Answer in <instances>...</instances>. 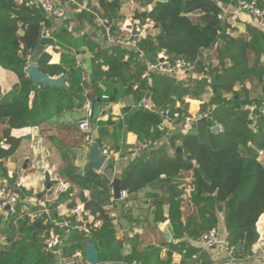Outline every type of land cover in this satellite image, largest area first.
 <instances>
[{
  "label": "trees",
  "instance_id": "obj_1",
  "mask_svg": "<svg viewBox=\"0 0 264 264\" xmlns=\"http://www.w3.org/2000/svg\"><path fill=\"white\" fill-rule=\"evenodd\" d=\"M137 1L145 8L154 2ZM225 1L227 0H158L150 12H136L133 19L142 24L151 21L157 34L146 39L135 38L138 50L129 53L127 59L125 50L112 48L113 53L107 56L110 60L107 63L109 70L102 71L101 65L97 64L93 67L94 74L90 80L76 64L50 65L49 56L43 54L37 62L39 70L51 78L67 75L68 89H64L48 85L34 88L32 80L26 74L28 58L33 55L43 38V29H53L50 18L31 0H0V67L13 72L19 79L11 100L0 102V126H7L3 131V139L10 146L8 150L0 148V158L13 156L20 146L21 141L11 137L13 129L39 127L63 111L74 113L82 110L88 102L92 103L91 126L98 129L95 136L98 144L107 145L109 139L118 143L121 133L126 129L124 122L110 116L103 123L100 121V113L105 105L116 100V92H120L119 80L127 85L129 80L124 78L125 69L132 79L139 81L134 92L139 100L138 104L140 103L139 108L125 109V113H133V116H129V128L137 135L141 144H149V149L125 170L120 180L121 190H127L133 196L132 200H137L141 194H145L146 199H151L155 209V223L169 220L175 231V238L178 239L188 237L197 240L205 232L216 230L218 213H223L227 241L234 249V257L239 260L251 257L253 247L259 240L256 224L264 214V162L260 160L261 152L264 151V31L255 24L248 27L246 37L228 34L230 27L223 24V10L219 6L220 2ZM233 1L237 3L236 0ZM258 6L264 11V0H258ZM119 10V0H99V8L94 13L116 26L120 19ZM86 14L90 15L89 20L95 21V14ZM114 25L112 29L117 32ZM221 34H225L223 42L219 39ZM55 37H60V34ZM217 47V54H211ZM142 53L154 57L165 53L172 61L183 57L196 63L195 72L207 78L203 82L217 88V92L203 109L209 105H218L214 118L224 126V132L214 135L211 125L195 124L186 133L178 132L157 147V142L168 134L161 112L187 113L181 108L177 109L176 102L171 98L176 78L155 74L150 81L142 80L145 68L138 65L137 72L130 74L126 63H142ZM215 60L218 62L217 67H213ZM247 81L250 82V89L235 90ZM144 91L146 96L149 94L154 114L147 113L141 106ZM226 94L230 98H226ZM251 107H255L253 121L249 120ZM179 125L182 126L181 123ZM67 129L79 130V121ZM169 147L174 149L171 156L167 154ZM112 167L113 163H110L109 168ZM189 172L192 173L190 187L193 193L190 200L193 211L183 221L187 204L183 193L178 190V184L183 175ZM66 183L69 184L66 196L60 194L55 202L47 205L49 215L54 221L62 220L55 212L57 203L64 199L70 200L69 207L73 209L79 199L84 211L102 223L100 228L91 229L90 236L99 252L100 262L171 264V259L168 262L160 260L159 252L151 246L142 249L138 235L133 237L129 256L124 257L118 248L113 247L116 243L115 218L109 210L113 202L111 186L105 177L95 171H89L84 176H79L74 171ZM53 190L49 192L50 195ZM85 190L93 192L91 200L83 197ZM12 191L10 186L7 192L15 193ZM23 206L27 207V204L19 202L15 215H23ZM114 206L125 209V204L120 202H115ZM165 207L169 210L168 218H164ZM40 208L30 207V210L35 213ZM45 215L46 213L40 216L36 226L31 222L30 216H25L26 221L22 224L31 232H48L53 229L57 235L62 236L63 230L57 228L56 222L48 220ZM13 217L11 215L10 218ZM128 223L133 228L141 226V222L134 216H130ZM40 236L35 240L31 236L29 245L26 244L22 252L12 247L8 250L0 248V264H37L40 260H31L35 256L43 257L40 254ZM87 240L85 234L78 237L83 248L86 247ZM118 246H121L120 243ZM183 246L187 247V244L184 243Z\"/></svg>",
  "mask_w": 264,
  "mask_h": 264
},
{
  "label": "crops",
  "instance_id": "obj_2",
  "mask_svg": "<svg viewBox=\"0 0 264 264\" xmlns=\"http://www.w3.org/2000/svg\"><path fill=\"white\" fill-rule=\"evenodd\" d=\"M153 1V4L145 8L142 7L137 0H119L120 19L116 26L113 25L114 28L116 27L115 29L117 32L124 31L125 35L132 38L135 45L133 48L127 49L110 44L104 35L103 27L97 23L96 19L95 21L89 20L90 15L86 13H92V15L96 14L94 12L99 8V0H77L76 4H71L66 0H55L56 12L54 16L49 19V21L51 20L53 29H43V38H54L55 45L45 46L43 54L49 56L50 65L58 66L65 63L66 66H70L71 64H76L84 71V74L90 80V77L94 74L93 67L97 64L101 65L102 71L106 72L109 70V65L107 63H109L108 61L110 60L107 56H111L110 53H113L112 48L116 47L125 50V57L127 59L129 53H135L133 50H138L135 38L146 39L148 36L154 37L157 34V30L154 28V24L151 21H146L142 24L139 20L133 19L136 12H150L153 9L154 3L158 0ZM219 6L223 10L222 17L225 23L230 27L228 29V34L234 37L240 35L246 37L248 34V27L256 24L255 20L249 14L239 10L238 4L233 0L220 2ZM135 26L139 33L137 36L133 34V28ZM58 33L60 37H55ZM221 42H223V40H221ZM217 49L218 47L215 48L211 54L216 55ZM35 51L33 55L28 58V66L33 64L37 65L38 60L43 55H40L39 59H35ZM143 56L144 61L155 62L156 60L162 61L163 57L166 55L165 53H159L157 57H154L151 54L144 53ZM113 57L116 58V55H113ZM141 62L142 63L134 62L130 65L126 63L127 69L131 75L137 72L138 66L144 68L142 56ZM217 66L218 62L215 60L213 62V67ZM123 73H125L124 78L129 80L127 85H123L122 80H119L120 92L118 93L116 92L117 89L115 90L117 94L115 95L116 100L112 101L107 106L105 105L100 113L101 122L105 123L110 116H113L117 120L123 121L126 128L121 133V138L118 143L112 139L107 140V145L112 152V160L107 163L101 171L97 172L105 177L111 186V202H113V205L109 210L115 218L116 240L113 247L118 248L119 252L124 257L129 256L132 252L133 237L138 235L140 237L139 243H141L142 249L151 246L156 252H159L160 260H165L166 262L171 259V263L176 264H264L252 259L242 260L239 261V263H232L229 261L225 247L206 249L201 246L198 239L193 240L188 237L182 239L175 238V231L169 220L155 223V209L152 200L146 199L145 194H141L137 200H132L133 196L130 195L128 207L125 206V209L122 208L123 213L120 215L121 206H114L115 202H118L114 199V180H121L123 173L130 164L136 158L144 155L143 152L139 154L133 153V149L141 143L137 135L129 128V116H133V113H125V109L127 108H139L138 106L140 103L138 104L139 100L134 93L137 90L139 81L132 79L125 69ZM205 79L207 78L198 72L176 79L175 89L171 95V98L176 102L175 107L177 109H183L184 112L188 114H193L203 109L215 94L212 90V85H207L203 82ZM208 82L210 83V80H208ZM18 84L19 79L16 74L0 67V102L10 101ZM243 88L250 89V82L247 81L244 85L237 86L235 90L239 91ZM32 96H34V93ZM225 97L230 98L228 94H226ZM146 98L151 103L149 94L147 93L146 96L144 91L142 92L140 102ZM89 106H92L91 102L85 104L82 110L75 111L74 113L63 111L59 113L57 117L39 127H27L13 129L11 131V137L20 140L21 143L13 156L4 159L0 158V189L7 192V189L12 186V192L19 194V202L21 204L26 203L27 207H22L24 212L23 215H15L16 212L13 213L10 210H5L0 213V248L2 250H8L12 247L22 252L26 244L29 245L28 242L31 236L35 240L41 235L39 240L42 241V243L39 244V247L40 254L43 257L40 258L35 256L31 262L40 260L37 264H58L62 256H67L73 252H81L85 257V248H83L82 244L78 241V237L81 234L84 235V233L76 229L73 224L74 219H71L72 216L70 215V200L64 199L57 203L55 212L62 220L54 221L49 215V211L45 212L46 218L53 221V223L65 220L70 221L71 224L69 228L57 227L63 230L62 236L57 235L53 229H50L48 232H31L26 229L22 223L26 221L24 219L25 216H30L32 214L30 207H41L42 209L40 208L38 212H41L43 215V209H47L48 204L56 201L53 198L54 195H50L47 190V182L45 181L46 173L50 175L51 184L53 185L51 190H53L59 182H66L74 171L79 175V172L86 166L88 162L89 145L86 142L85 134L80 131V129L68 130L67 127L80 121L84 117L86 109ZM51 110L52 109H50V111ZM147 113L154 114L153 108L147 111ZM163 125L168 134L166 137H163L161 141L157 142L159 143L157 147H159L162 142L166 143L172 135L178 132L186 133L188 129L177 124L172 118L166 121L163 119ZM137 126L139 127V125ZM6 127V125L0 126V148L4 150L10 148L5 142V139H3V131ZM97 130L96 126H92L93 138H95ZM218 134L220 133L218 132ZM102 145H99V148H101ZM173 153L174 149L169 147L167 154L171 156ZM260 160L264 162V151L261 152ZM110 163H113L112 168H109ZM18 182H21L20 188L15 187V184ZM191 182L192 173L189 172L183 175L178 184V190L183 193L184 202L187 204L184 208L185 215L183 221H185L188 214L193 211V203L190 200L193 193L190 187ZM65 196L66 195L63 194V197ZM92 196L93 192L90 190H85L83 192V197L86 200H91ZM176 196H178L177 193ZM32 200L38 201L39 204H41L39 206H34L33 202H30ZM39 200H41V202ZM77 206L83 208L82 202L79 199H77ZM168 212V207H165L164 218H168ZM11 215L14 217L10 218ZM130 216L137 218L138 221L141 222V226L133 228L128 223ZM218 219L219 223L216 231L222 240L227 241V231L223 213H218ZM38 220L39 219L33 221L31 218V222H34L35 226L39 223ZM37 221L38 223L35 224ZM259 221L262 225L264 224V214L259 218ZM27 224H29L28 221ZM86 225L91 229H98L101 227L102 223L87 212ZM167 236H169V238H167ZM51 237L61 238L62 243L57 252H49L44 249L46 240ZM86 237L90 238V236ZM118 243H120L121 246H118ZM184 243L187 244V247L183 246ZM188 247H191V250H188ZM35 248L36 246H34V249ZM258 250L257 242L253 247V254H257Z\"/></svg>",
  "mask_w": 264,
  "mask_h": 264
},
{
  "label": "built area",
  "instance_id": "obj_3",
  "mask_svg": "<svg viewBox=\"0 0 264 264\" xmlns=\"http://www.w3.org/2000/svg\"><path fill=\"white\" fill-rule=\"evenodd\" d=\"M71 4H76L77 0H66ZM238 4L239 10L246 12L249 14L256 22L258 27L264 31V11H262L258 6V0H236ZM31 3L36 4L40 7L45 13L47 18H51L54 16L56 12V2L55 0H31ZM96 21L103 27L104 35L107 41L110 44L124 47V48H133L134 42L131 37L125 35L124 31L114 32L112 29V25L108 19L103 18L97 14ZM144 53H142V61L144 62V72L141 75L142 80H151L152 75L159 74V75H166L170 77H174L176 79L182 78L186 75L195 73L196 71V63H193L186 58H178L175 60H171L170 57L164 56L163 60H156L155 62H147L144 61ZM104 99H108V97H104ZM141 106L143 109L149 111L151 110L152 104L147 100H143L141 102ZM218 109V105H209L205 107L203 110H199L193 114H186L182 115L180 112H174L171 114L169 111L161 112V117L166 121L169 118H172L177 124L185 126V128H191L199 121L206 119L210 122L211 127L217 126L219 133L224 132V126L219 123L214 118V113ZM254 111L255 107H251V114L249 116V120H254ZM91 118H92V107H88L86 109L84 117L79 121V129L85 134V139L88 145L92 144V126H91ZM149 149V144L147 142L135 147L133 149L134 154L142 153ZM101 156L105 158V165L112 160V152L107 145H102L100 148ZM104 165V166H105ZM21 182L15 184L16 188H20ZM69 190V184L61 181L58 183L56 188L53 191L54 200H57L60 194H65ZM50 190L49 192H51ZM130 198V193L127 190L121 191V198L118 202L121 204H125L128 207V200ZM113 199V198H112ZM33 205H40L38 201L32 200ZM29 202V203H30ZM19 203V195L17 193H9L5 192L4 190L0 189V213L4 212L8 207L10 208L11 212H15V208ZM32 204V203H31ZM44 213L48 211V209L43 210ZM41 212L32 213L30 216L32 220H37L41 216ZM70 215L74 218V226L79 231L83 232L86 236H91L92 230L90 227L86 225V216L87 213L81 206H77L70 210ZM70 221H62L57 222L56 226L60 228H69ZM264 224L262 225L261 222L258 220L256 227L259 233V240H258V253L253 254L251 257L247 259L257 260L259 262L264 263V231H262ZM198 242L206 249H215L219 247H225L229 261L232 263H239V260L234 257V249L230 247L228 241H224L220 238L219 234L216 230H209L202 234V236L198 239ZM61 238L58 237H51L46 240L44 249L46 251H53V249L57 246L61 245ZM58 264H89L83 253L81 252H74L67 256H62L59 259ZM99 264H127L122 261H104L100 262ZM176 264V263H171Z\"/></svg>",
  "mask_w": 264,
  "mask_h": 264
},
{
  "label": "water",
  "instance_id": "obj_4",
  "mask_svg": "<svg viewBox=\"0 0 264 264\" xmlns=\"http://www.w3.org/2000/svg\"><path fill=\"white\" fill-rule=\"evenodd\" d=\"M223 24H225V22H223ZM133 34L135 36L139 35V33L137 32L136 26L133 28ZM219 39L224 40L225 34H221L219 36ZM54 45H55L54 38L52 37L42 38L35 51V59H39L40 55L43 54V49H45L44 48L45 46H54ZM26 74L32 80L34 88H37L38 86L45 87L48 85V86L68 89V86L66 83L67 75H63L57 78H51L41 73L38 65H34V64L28 66V68L26 69ZM212 90L214 93L217 92V88L215 85L212 86ZM186 110H187V107H186ZM205 124L210 125V122L206 119H203L197 123L198 126L205 125ZM211 132L214 135H217L219 132L218 127L217 126L211 127ZM87 161L88 162L86 166L79 172V176H84L89 171H95V172L101 171V169L105 165V158L101 156L100 148L95 138L92 139V144L89 146V153H88ZM45 181L47 182V190L50 191L53 185L51 184L49 173H46ZM113 189H114V199L116 201H119L121 198V191H122L121 181L119 179L114 180ZM231 201L227 204L228 207L230 206ZM6 210H10V208L8 207ZM122 213L123 211L121 207L120 215H122ZM37 223L38 221L35 224ZM262 231H264V228L262 229ZM167 238H169V236H167ZM58 250H59V246L53 249L54 252H57ZM85 259L89 264H99L100 263L99 252L92 238H88L87 240V244L85 247Z\"/></svg>",
  "mask_w": 264,
  "mask_h": 264
}]
</instances>
